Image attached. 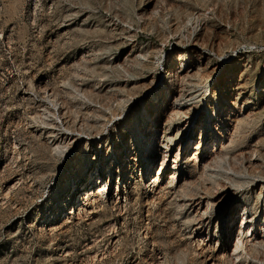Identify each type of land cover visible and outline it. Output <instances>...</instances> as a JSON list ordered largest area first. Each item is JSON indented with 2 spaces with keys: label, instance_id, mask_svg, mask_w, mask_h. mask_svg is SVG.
I'll return each mask as SVG.
<instances>
[{
  "label": "rangeland",
  "instance_id": "1",
  "mask_svg": "<svg viewBox=\"0 0 264 264\" xmlns=\"http://www.w3.org/2000/svg\"><path fill=\"white\" fill-rule=\"evenodd\" d=\"M234 199L264 264V0H0V264H203Z\"/></svg>",
  "mask_w": 264,
  "mask_h": 264
},
{
  "label": "bare ground",
  "instance_id": "2",
  "mask_svg": "<svg viewBox=\"0 0 264 264\" xmlns=\"http://www.w3.org/2000/svg\"><path fill=\"white\" fill-rule=\"evenodd\" d=\"M133 33V32H132ZM135 33V32H134ZM131 36V35H130ZM192 39V38H191ZM190 39V40H191ZM132 43V42H131ZM195 43V42H194ZM128 45V44H127ZM137 53V52H136ZM135 53V54H136ZM133 59V58H132ZM135 59V58H134ZM138 60V59H137ZM187 66V67H186ZM184 68H183V70H182V72H184V71H187V72H189V66L188 65H186ZM206 67H208V66H206ZM185 74V73H184ZM186 76V75H185ZM184 77V76H183ZM177 79V78H176ZM180 79V78H179ZM181 96H182V94H181ZM177 100V99H176ZM185 104V103H184ZM178 105V104H177ZM183 107V106H182ZM63 108V105L62 104H57V103H54L53 104V112L56 114V116L57 117H59V118H61L62 116H61V110H63L62 109ZM175 109V108H174ZM176 110V109H175ZM186 110H188V109H186ZM227 110H231L232 111V109L231 108H227ZM182 112V111H181ZM241 112V111H240ZM184 113V112H183ZM245 115H247V114H245ZM248 116V115H247ZM240 118V117H239ZM56 119V118H55ZM233 119V118H232ZM238 120H241V119H238ZM243 120V119H242ZM54 121V120H53ZM239 122H241V121H239ZM238 122V123H239ZM224 129V128H223ZM232 130V129H231ZM204 132H205V130L203 129V130H201V137H202V135L204 134ZM211 133H213V132H211ZM233 133V132H232ZM65 134H68L69 136H71V134H69V133H65ZM206 134H207V132H206ZM51 136H52V133L50 134ZM66 136V135H65ZM88 136H90V135H88ZM94 136V135H93ZM59 137V136H58ZM57 138V137H56ZM217 139V138H216ZM230 139H232V138H230ZM50 140V139H49ZM60 140V139H59ZM68 140V139H67ZM98 141V140H97ZM217 140H215V142H216ZM232 141V140H231ZM202 142H203V140L201 139V140H199V141H197V142H195L193 145H194V147H195V151L192 153V154H190V155H188V158H187V162L188 161H190V160H194L195 162L198 160V157H199V155H200V152H199V147H201V144H202ZM54 143V142H53ZM218 143V142H217ZM228 143H230V142H228ZM63 144V143H62ZM231 144V143H230ZM230 144H229V146H230ZM214 145V144H213ZM56 146H59V147H61L60 146V144L58 143ZM226 146H228L227 145V143H226ZM168 147V146H167ZM224 147V142H223V144H221L220 145V149L222 150V148ZM179 148H181V146L179 147ZM213 148H215V146H213ZM225 148V147H224ZM229 148V147H228ZM57 149V148H56ZM61 149H64V148H61ZM219 149V148H218ZM227 149V148H226ZM217 149L215 148L214 149V151H216ZM221 150H219V151H221ZM169 149L168 148H166V147H161V149H155L154 150V155H155V157H158V156H163V160H162V164H161V166L159 167V169L161 170V169H163L164 168V164H165V162H166V160H167V158H168V155H169ZM218 151V152H219ZM224 151V150H223ZM226 151V150H225ZM213 152V151H212ZM233 152V151H232ZM215 154V153H214ZM219 154V153H218ZM210 155V154H209ZM218 156V155H217ZM217 156H215V157H217ZM214 157V156H213ZM252 159V158H251ZM173 161H175V159L173 160ZM193 161V162H194ZM212 161H214V160H212ZM209 162V164H210V160L208 161ZM207 162V163H208ZM194 164V163H193ZM196 165V164H195ZM200 165V164H199ZM211 165H213V164H211ZM193 166V165H192ZM203 166V165H202ZM207 167H209V166H207ZM206 168V167H205ZM213 168V167H212ZM169 169H170V171H171V174H169V175H167L168 176V180H167V182H166V186H172L175 182H176V178L177 177H179L177 174H178V168H175V167H169ZM160 170H159V172H160ZM168 170V169H167ZM202 170L204 171V168H202ZM207 170V169H206ZM209 170V169H208ZM202 171V172H203ZM212 171V170H211ZM112 173V174H111ZM110 173V175H109V178H108V182H112V177H113V172H111ZM90 179V181H88V183L87 184H90L91 183V180H92V177L91 178H89ZM88 179V180H89ZM107 182V183H108ZM178 182H180V181H178ZM154 183V182H153ZM184 183V182H183ZM188 184V183H187ZM154 185V184H153ZM160 185V184H159ZM184 185V184H183ZM152 187V186H151ZM173 187V186H172ZM181 187V186H180ZM179 187V188H180ZM183 187V186H182ZM188 188V187H187ZM105 189H106V187H105V184L104 185H100V186H98V190L97 191H93V189H91V190H87V189H85V195H84V197H83V199L85 200V203L84 204H80L81 205V207H84V206H86L85 204H86V202H87V204H89V203H92V202H94V201H96V199L99 197H101L102 195H103V192L105 191ZM118 189V188H117ZM166 189V188H165ZM183 189V188H182ZM178 190V189H177ZM156 192V191H155ZM164 192V191H163ZM165 193V192H164ZM171 193V192H170ZM104 196V195H103ZM121 196H120V194H117L116 195V199H117V201L118 202H120L121 201ZM208 200V199H207ZM116 201V200H115ZM193 201V200H192ZM199 201V200H198ZM97 202V201H96ZM100 202V201H99ZM98 203V202H97ZM115 203V202H114ZM209 203V202H208ZM96 204V203H95ZM190 204V203H189ZM117 205V204H116ZM119 206V205H118ZM117 206V207H118ZM249 209V208H248ZM192 210V209H191ZM198 210V209H197ZM207 210V209H206ZM251 211V210H250ZM204 212V211H203ZM202 212V213H203ZM196 213V212H195ZM205 213V212H204ZM246 211H245V208L243 207H241V205L239 204V202L237 201V200H232V204H231V214H230V219H229V221L227 222V231H228V238L230 239V240H232V239H234V242H233V248L231 249V251L230 252H228L227 250H218L217 252H216V254L215 255H209V256H203L204 258L203 259H201L202 261H203V264H220L227 256H231V257H233L234 258V260H236L237 258L236 257H238V256H240V254H241V251H240V249H241V247H244V245L246 244V243H248L249 241L251 242L252 240H254L255 238H258L259 236L257 235V233H255L254 231H252L251 233L249 232L250 230H249V228H250V219H251V217H252V215L250 216V217H248V218H246ZM248 213H249V211H248ZM192 214V213H191ZM241 214H243V217H242V221H240V222H237V217L238 216H240ZM200 215V214H199ZM201 215H203V214H201ZM250 218V219H249ZM254 220V219H253ZM199 221V220H198ZM197 221V222H198ZM201 222V221H200ZM202 224V223H201ZM200 225V224H199ZM61 226H63V225H60L59 227H53L52 229H57V228H61ZM108 226L109 227H112V228H114L115 226H116V224L112 221L111 223H109L108 224ZM111 230V229H110ZM103 231H105V229L103 230ZM114 232V231H113ZM116 232V231H115ZM104 233V232H103ZM263 236H262V238H264V234H262ZM193 236V235H192ZM195 236L196 237H198V239H200V240H202V242H205L204 240V238L202 237V234L200 233V232H197L196 234H195ZM206 238V237H205ZM191 240V239H190ZM255 242H253V243H258V242H256V240H254ZM260 241V240H259ZM262 241H263V239H262ZM194 243V242H193ZM260 243V242H259ZM258 243V244H259ZM262 243V242H261ZM264 243V242H263ZM203 244V243H202ZM207 245V244H206ZM209 245V244H208ZM261 245V244H260ZM201 247V246H200ZM204 247V246H203ZM215 247V246H214ZM199 248V247H198ZM197 248V249H198ZM206 249V248H205ZM210 250V249H209ZM245 250H246V248H245ZM208 251V250H207ZM243 251V250H242ZM202 252V251H201ZM208 253V252H207ZM203 254V253H202ZM205 255V254H204ZM200 256V255H199ZM96 257V256H95ZM158 257H161V256H158ZM240 258V257H239ZM159 259V258H158ZM160 260V259H159ZM159 260H154L153 262L151 261V263L150 264H161V261H159ZM238 260V259H237ZM236 260V261H237ZM226 261V260H225ZM235 263V262H234ZM238 263V262H237ZM139 264V263H138Z\"/></svg>",
  "mask_w": 264,
  "mask_h": 264
}]
</instances>
